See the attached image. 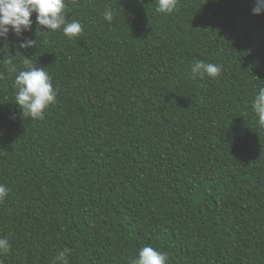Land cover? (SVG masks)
Segmentation results:
<instances>
[{
	"label": "trees",
	"instance_id": "16d2710c",
	"mask_svg": "<svg viewBox=\"0 0 264 264\" xmlns=\"http://www.w3.org/2000/svg\"><path fill=\"white\" fill-rule=\"evenodd\" d=\"M83 35L0 39V264H264V13L256 0H65ZM114 14L112 23L104 19ZM37 41L27 51L19 45ZM52 79L43 120L22 117L24 58ZM12 60L16 73L9 74ZM223 67L193 79L195 62Z\"/></svg>",
	"mask_w": 264,
	"mask_h": 264
},
{
	"label": "clouds",
	"instance_id": "9594fccd",
	"mask_svg": "<svg viewBox=\"0 0 264 264\" xmlns=\"http://www.w3.org/2000/svg\"><path fill=\"white\" fill-rule=\"evenodd\" d=\"M78 3V0H71ZM157 11L160 14H172L178 12L179 0H157ZM65 0H0V39H7L10 31H14L19 38L25 31H31L33 14L36 15L37 31L46 29L50 32L63 31L68 39H76L83 35L84 25L79 22H69L66 16ZM264 13V0H256L254 15ZM104 19L112 23L114 14L106 10ZM37 41L27 40L19 45L20 49L27 51L36 48ZM17 56L24 58V68L15 79L17 90L16 105L19 106L22 117L32 120H43L44 113L57 101V91L53 87L52 79L44 68H37L31 63V59L25 58L19 53ZM9 74L16 73L17 68L12 60L6 61ZM223 73V67L215 64L197 61L192 67L191 78L203 79L205 75L216 79ZM6 76L0 73V81ZM252 108L258 117L259 126L264 128V89L259 91ZM9 195L5 186H0V203ZM11 252V245L6 239H0V254L7 255ZM71 255L69 249L58 252L54 264H69L68 257ZM169 257L152 247H144L139 251V258L132 260L129 264H168Z\"/></svg>",
	"mask_w": 264,
	"mask_h": 264
}]
</instances>
